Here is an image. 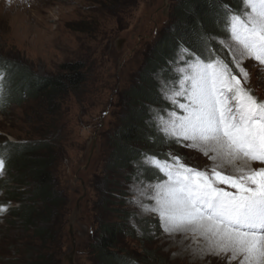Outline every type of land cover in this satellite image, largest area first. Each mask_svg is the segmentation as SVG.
<instances>
[{
	"label": "rangeland",
	"instance_id": "1",
	"mask_svg": "<svg viewBox=\"0 0 264 264\" xmlns=\"http://www.w3.org/2000/svg\"><path fill=\"white\" fill-rule=\"evenodd\" d=\"M179 1L0 0V57L24 64L40 76L55 75L64 63L82 62L86 79L78 95L65 99L56 117L59 130L54 145L59 155L54 178L61 203L50 240L40 241L35 237V227L25 226L11 214L21 204L32 205V187L14 184L13 171L0 172V208L5 209L0 212V264H27L37 256L47 258L49 264H96L91 245L98 225L122 223L124 215L113 212L117 210L132 215L126 222L131 236L119 238L120 251L136 256L141 255V249L154 251L158 264H211L187 252L153 210L158 207L154 198L157 180L151 184L138 179L126 183L124 170H107L111 138L125 111L122 94L136 83L155 44L175 23L173 13ZM220 45L228 61L239 58L233 41L220 40ZM184 59L179 52L170 67L175 82L164 80L162 75L158 78L161 98L170 108L162 114L153 110L157 125L161 124L158 114L166 121L171 111L179 114L178 105L187 103L184 96L176 95L181 89L179 76ZM241 63L249 72L243 86L264 100V64L250 58ZM33 108L25 104L4 109L0 113V136L12 142L25 140L35 129L28 123ZM174 152L184 154L190 165L208 169L219 166L230 175L239 174L237 163L244 162L237 159L226 166L216 161L214 152L205 156L180 144ZM249 163L252 169L264 167L258 162ZM8 187L11 196L6 192ZM34 207L41 211L42 204L36 202ZM41 226L44 224H37ZM232 261L227 259L228 264Z\"/></svg>",
	"mask_w": 264,
	"mask_h": 264
},
{
	"label": "snow or ice",
	"instance_id": "2",
	"mask_svg": "<svg viewBox=\"0 0 264 264\" xmlns=\"http://www.w3.org/2000/svg\"><path fill=\"white\" fill-rule=\"evenodd\" d=\"M223 25L224 40L234 42L239 58L230 62L219 48L214 56L182 49L176 95L187 103L166 121L158 114V127L170 144L205 156L214 152L230 162L244 159L245 166L230 175L219 166L190 165L182 153H146L143 166L155 169L158 207L153 210L170 226L167 230L198 234L216 254L231 253L240 264H264V167L246 166L248 161L264 164V100L243 86L249 72L241 63L250 58L264 64V0H241L239 9L228 6ZM4 164L0 158V172Z\"/></svg>",
	"mask_w": 264,
	"mask_h": 264
},
{
	"label": "trees",
	"instance_id": "3",
	"mask_svg": "<svg viewBox=\"0 0 264 264\" xmlns=\"http://www.w3.org/2000/svg\"><path fill=\"white\" fill-rule=\"evenodd\" d=\"M228 6L239 9L241 0H180L174 8L175 23L155 44L136 83L122 94L125 111L111 138L112 154L107 170H124L126 183L135 179L143 182L157 180L155 169L143 166L146 153H175L178 144H170L162 138L163 133L154 118L153 110L157 109L162 114L170 108L161 98L158 78L162 75L164 80H177L171 77L170 67L182 49L214 56L216 48H219L221 55L228 60L225 49L220 45V40H224L226 35L223 20ZM84 70L82 62H69L62 64L55 75L40 76L24 64L0 57V77H3L0 79V113L12 105L21 107L29 104L34 107L28 123L35 129L25 140L12 142L0 136V158L5 161L4 170L14 172L13 183L18 187H32V205L21 204L11 214L21 219L25 226L35 227V237L43 242L50 240L56 210L61 203L54 178L59 155L54 145L59 130L56 117L65 99L78 95L83 88L86 81ZM6 192L13 195L9 187ZM36 202L42 204L41 211L35 209ZM113 212L122 213L124 219L122 223H99L95 242L91 245L96 264H156L154 251L141 249V255L136 256L117 248L121 236H131L127 233L126 222L132 215L120 210ZM38 223L44 226L37 227ZM27 262L49 264L43 256Z\"/></svg>",
	"mask_w": 264,
	"mask_h": 264
},
{
	"label": "bare ground",
	"instance_id": "4",
	"mask_svg": "<svg viewBox=\"0 0 264 264\" xmlns=\"http://www.w3.org/2000/svg\"><path fill=\"white\" fill-rule=\"evenodd\" d=\"M213 155H215V154H213ZM216 161H218L219 164H221L220 162H224L223 164H225L226 166H227V163H229L231 166L234 164V163L233 164L230 163V161L228 159L221 158V157H218V159ZM242 161L237 163L238 164L237 168H241V167L245 166V161L244 162H242ZM248 163H249V161L247 162L246 166L248 168L249 167L252 168L253 164L251 166H249ZM233 169H236V167ZM231 171H232V169H231ZM170 232L173 233V236L176 239H178V242L179 243L181 242V245H183L187 249V252L189 251L190 253H192V255L193 254L196 255L197 258H200L204 261H208L211 264H213V263L228 264L227 259L230 258L231 253H227V254L220 253L219 255L216 254L215 250L211 249L209 247V243L204 237H202L198 234H193L191 231H187V230H174V231L170 230ZM230 264H240L239 258L233 259V261Z\"/></svg>",
	"mask_w": 264,
	"mask_h": 264
},
{
	"label": "water",
	"instance_id": "5",
	"mask_svg": "<svg viewBox=\"0 0 264 264\" xmlns=\"http://www.w3.org/2000/svg\"><path fill=\"white\" fill-rule=\"evenodd\" d=\"M93 138V140H95V136L94 137H92ZM70 263H71V260H70Z\"/></svg>",
	"mask_w": 264,
	"mask_h": 264
}]
</instances>
